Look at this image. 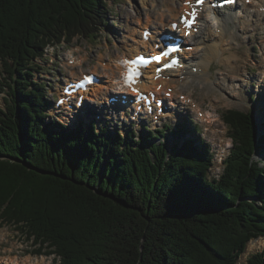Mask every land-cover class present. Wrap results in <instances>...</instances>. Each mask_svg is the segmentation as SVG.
I'll return each mask as SVG.
<instances>
[{
    "label": "trees",
    "instance_id": "1",
    "mask_svg": "<svg viewBox=\"0 0 264 264\" xmlns=\"http://www.w3.org/2000/svg\"><path fill=\"white\" fill-rule=\"evenodd\" d=\"M109 1L0 0L11 97L0 110V222L60 264H236L248 241L264 237V166L253 160L264 135L253 113L222 115L232 149L218 179L191 142L156 145L148 131L123 140L46 113L34 62L48 46L93 36ZM246 264H264V252Z\"/></svg>",
    "mask_w": 264,
    "mask_h": 264
},
{
    "label": "rangeland",
    "instance_id": "2",
    "mask_svg": "<svg viewBox=\"0 0 264 264\" xmlns=\"http://www.w3.org/2000/svg\"><path fill=\"white\" fill-rule=\"evenodd\" d=\"M162 1L165 0H146V4L144 5L142 0H111L107 3V12L105 15L107 21H105V24L100 23L96 27L97 30L93 33V36H76L70 43L62 42L59 45L46 47L44 57L34 62L35 66L33 68L34 72L32 73V77L33 81L46 85V95L49 103L53 96L54 98L56 97L62 84L68 78L74 75L79 76L81 73H93L100 76L101 84L98 87L101 86L104 90L102 95L100 94L97 97L92 95L93 90L92 92L90 91L91 100L88 99L84 108H86L87 115L93 111V116L91 117L94 118H84L87 121L84 123L82 129H86L90 121L96 122L100 128L102 126L105 127V130L109 132H114V130L119 132L121 126H125L121 123L126 122V124H128L129 117H124V119H119L117 117L111 119L110 116L115 114L112 110L105 109V113L102 115L101 119L97 116L98 112L96 109L102 108L103 103L105 106L104 101L107 100L106 98L111 94V91H114L113 87L110 86V79L107 77V75H110V71L103 72V69H108L107 66H109L112 70H116V66L119 64L116 59H122L124 55L128 54V47L133 43L131 41V35L135 34L136 38L139 37L141 30L139 26L146 21V18H151L153 29L155 25L159 29L162 28L164 22L163 24H158V16L162 13L166 14V17L168 16L166 6H163ZM181 2L182 0H177L178 4L174 5L175 8H178ZM241 3V0L237 1L238 6ZM247 5L249 6L250 4ZM235 12L236 9H231L224 19L236 15ZM204 17L199 36L197 35L189 40L191 43L190 46L192 47L191 49L193 50L186 55L188 57V63L198 67L203 66L198 64V62L202 60L205 51L210 49L212 46L211 44L215 41V37L218 39V35H220L219 32L221 31V23L217 22L216 19H212L211 16L204 14ZM235 23L236 28H233L231 20L228 19L227 24H230L228 36L229 33L237 35L234 38L235 40H231V37H224L223 40L225 41L223 45L228 42L232 43L235 48L237 47L236 51L238 52V57L228 59L231 52L229 51L228 53L227 51L220 59H212L209 61V83L215 87L216 94L208 96L207 90H201V87L205 85V83L195 78V84H189L191 77H189V81L187 80L188 78L185 79V81H188V88H184V85H182V87L177 86L176 83L173 84V87L178 89L176 91L177 95L181 93L180 95L185 94L191 97L196 102L195 105L199 106V109H203L202 113L204 115L209 113L215 116L216 120H218L215 130L221 132V127L222 129L226 127L222 120H220L226 111L239 110L253 113L261 134L264 135V76H262V73H264V32L254 30L255 21L248 27L243 22V19ZM258 24L260 25L261 23ZM222 27H224L223 24ZM259 27L262 26L260 25ZM71 56L79 61V65L77 62L76 64L70 63ZM235 60H239V62L237 63ZM105 64H107L106 68L104 66ZM244 66L246 69H244ZM184 70L185 69H182L181 72L178 71L172 74L173 77L175 79L184 78L185 76H182ZM170 77L171 75L167 78ZM9 83L8 74L5 73L0 61V110L2 111H4L6 104L5 99H11L9 93L10 89L7 86ZM185 91L186 93H184ZM176 97L178 104L181 105L176 109L178 117L176 118L174 112L171 111L170 116L165 117L160 123L154 124L151 127V130H158L168 125V131L170 133H165L161 137L154 134L156 139L153 143H156V145L167 144L170 148L172 145L180 146L186 142H191L193 146L198 148L202 147L208 155L213 157L212 168L208 178L218 179L223 173V159L228 157L230 149H232V142L229 138L230 132L227 130L226 138L224 139L225 147H223L220 152V148L218 147L220 144L216 145V141L213 142L210 139L211 136L206 133V123L198 120V124H195L194 120L191 119L198 117L192 105H183L184 101L181 97H179V95ZM92 100L95 104L89 103L92 102ZM106 107L108 108L107 105ZM83 109L81 111H83ZM110 109L112 108L110 107ZM58 112L59 110H50L48 114L50 118H56L62 124L71 126L72 128H77L78 123L84 122L79 112L66 114L63 109L60 110L61 113L59 112V114H57ZM181 114L185 115L179 118ZM56 115H63V117L58 118ZM85 117L87 116L85 115ZM187 117H190L189 119L194 122V127H198L200 130L196 134L193 133V131L191 132V130L188 132L189 126L185 119ZM130 125L133 126V128L135 127L134 129L137 131V133H134L133 139L144 138V133L141 130L144 125L143 122L139 127L135 126L133 123ZM126 132L127 131L124 133ZM253 160L254 163L256 162L260 166H264V149H257ZM38 249L45 254L43 255L45 260H43L42 264H60L59 258L54 254H50L49 247H44L40 243L35 242L33 238H28L27 234L18 231L15 227L6 226L0 222V258H9L6 259L9 260V262L11 260L16 262L25 259L21 257H32L33 259L39 260V257H34L31 253ZM261 252H264V237L247 243L245 252H243L241 257L237 260L238 264H245L249 257ZM3 259H1V261ZM14 262H12V264Z\"/></svg>",
    "mask_w": 264,
    "mask_h": 264
},
{
    "label": "bare ground",
    "instance_id": "3",
    "mask_svg": "<svg viewBox=\"0 0 264 264\" xmlns=\"http://www.w3.org/2000/svg\"><path fill=\"white\" fill-rule=\"evenodd\" d=\"M183 1V0H182ZM245 1H247V0H243V2L241 3V4H239V6L237 7V9H236V15H233L231 18H227V19H222L221 20V22H222V24H223V26L224 27H222L223 28V31H222V33L220 34V35H218V39L215 37V41H214V43L212 44V46L210 47V49L209 50H206L205 51V53H204V55H203V57H202V60H200L199 62H198V64H200V65H203L202 67H199V68H197V70H192V72L190 71V69H189V71L187 72V76H186V78L185 79H187L188 81H189V77H191V81L189 82V84H195V81H194V78L195 79H197L198 81H201L202 83H205V85H203L202 87H201V90L203 91V90H207V95L208 96H213V95H215L216 94V92H215V87L213 86V85H211L210 83H209V73H208V70H209V68H208V65H209V61L210 60H212V59H220V57L225 53V52H227L228 51V53H229V51L231 52L230 53V57L228 58V59H230V58H234V57H238L237 55V51H236V49H237V47L235 48V46L232 44V43H230V42H228V43H226V44H224L223 45V42L225 41V40H223L224 39V37H228V38H230L231 37V40H235L234 38L237 36V35H235V34H230L229 33V36H228V30L230 29V24H227L228 23V19H230L231 20V22H232V25H233V28H236V21H238V22H240V20L241 19H243V22L245 23V25L246 26H251V23H249L250 21H255V26L253 27L254 28V30H258V31H260V32H264V12L261 14L260 12L262 11V10H264V0H249L252 4L251 5H249V6H247L244 2ZM174 2V3H173ZM213 2V1H212ZM142 3L145 5L146 4V0H142ZM162 3H163V6H166V9H167V13H168V15H170L171 17H172V14L174 13V11H176L175 9L177 8H175V6L174 5H176V4H178L177 3V0H165V1H162ZM153 7V6H152ZM204 7V6H203ZM254 7H256L255 9H254ZM229 9H231V6L227 9V10H229ZM226 9L225 10H220V11H218V13L221 15V16H223V15H225V11H227ZM176 13V12H175ZM243 16V17H242ZM149 17V16H148ZM159 18H158V21H157V23L159 24V23H161V24H163V22H164V25L165 24H168V21H170L171 19H169V16H167L166 17V14H159V16H158ZM226 20V21H225ZM233 20V21H232ZM263 22V26L262 27H259L260 25L258 24L259 22ZM149 24H151V23H149L148 22V19L146 18V25H149ZM162 26V25H161ZM159 28L155 25V27H154V30H155V32H156V30H158ZM142 32V31H141ZM140 32V33H141ZM131 33H133V32H131ZM157 33V32H156ZM155 33V34H156ZM130 36V35H129ZM132 37V39H131V41L133 42L132 44H130V47H128V54L127 55H124L123 57H122V59H116V61L119 63L117 66H116V70L114 71V70H112V68L111 67H109V66H107L108 67V69H103V72H105V71H110V75H109V77H110V79H112L111 80V84H110V86L111 87H113V89H114V91L116 90V86H117V84L120 82V72H121V70H122V67H121V64H120V62H121V60H123V58L125 57V56H129V57H131L132 58V56L134 55V54H136L137 52H138V47H136L137 46V43L139 42V39H137L136 37H135V34H132L131 35ZM217 40V41H216ZM145 46H149V44H146ZM144 46V47H145ZM214 46V47H213ZM264 46V45H263ZM225 47H227V48H225ZM264 50V49H263ZM189 53V52H188ZM72 58V57H71ZM70 58V59H71ZM120 58V57H119ZM115 61V62H116ZM76 62V59L75 60H73V63H75ZM235 62H239V60H235ZM112 63V62H111ZM76 64V63H75ZM77 64L79 65V63L77 62ZM73 65V64H72ZM105 65H107V64H105ZM105 68H106V66H105ZM243 69V68H242ZM244 69H246V67L244 66ZM238 70V69H237ZM241 70V69H240ZM177 71H179L178 69H177ZM235 71V70H234ZM118 72V75L116 74ZM170 72H173V71H170ZM169 72V73H170ZM181 72V71H180ZM176 73V72H175ZM186 73V72H185ZM235 73V72H234ZM108 76V75H107ZM262 76H264V73H262ZM185 81L184 80V82L182 83V84H180V82H179V80H175V79H157L156 81H154V80H151V82L150 81H147V82H145V83H143L141 86H140V88L143 90H149L148 88H151V87H155L156 85H160L162 88H163V90H166V89H168V88H171V87H173V84H177V86H181L182 87V85H184L183 87L184 88H188L187 86H188V81ZM101 84V83H100ZM198 85V84H197ZM190 87V86H189ZM174 88V87H173ZM103 90H104V88L103 87H94L93 88V92H92V90H91V92L93 93L92 95H94L95 97H97L98 95H102V92H103ZM174 90H178V89H176V88H174ZM184 91V90H183ZM183 93V92H182ZM184 93H186V91L184 92ZM181 94V93H180ZM218 96V95H217ZM168 99H171V95H170V97L168 98ZM91 100V99H90ZM94 100V99H93ZM96 100V99H95ZM173 105V104H172ZM197 106V105H196ZM197 108H198V110H200L199 109V106H197ZM170 113V112H169ZM121 114H125V117H129V116H131V115H133V113H128V112H122ZM203 114V113H202ZM165 116H170V114H166ZM202 116V115H201ZM206 119V121H205V126L206 127H208L207 129H206V133L207 134H209L210 136H211V140L213 141V142H215L216 141V145H218V144H220V145H218L219 146V148H223V147H225V138H226V134H227V129H226V127H224L223 129H222V127H221V132H219V131H217V130H215V127H216V124H217V122H218V120H216V118H215V116L213 115H211V114H209V113H206V115H203L202 116V119ZM129 119H130V117H129ZM202 121V120H201ZM203 122V121H202ZM213 124V126H209V125H212ZM220 126V125H219ZM220 128V127H219ZM263 149V148H262ZM30 256V255H29ZM16 258V257H15ZM1 259H3V258H0V260ZM15 260V259H14ZM17 260V259H16ZM21 260V259H20ZM40 260V261H39ZM39 260H37V259H31V258H25V259H23V260H21V261H16V262H14V261H10L9 262V260H6V259H3L2 261H3V263H5V264H12V262H14L13 264H42L43 263V260H45V258L43 257V258H39Z\"/></svg>",
    "mask_w": 264,
    "mask_h": 264
},
{
    "label": "snow or ice",
    "instance_id": "4",
    "mask_svg": "<svg viewBox=\"0 0 264 264\" xmlns=\"http://www.w3.org/2000/svg\"><path fill=\"white\" fill-rule=\"evenodd\" d=\"M187 2V0H186ZM205 2V0H196L195 5L192 7V11L190 13H185L183 16L180 17V24L184 25L186 31H185V35H191L192 29L194 24L196 23L197 20V11L196 9L198 7H200L203 3ZM235 3V0H222V3H218V4H213L212 7H224L228 4H233ZM178 27L177 24H172L171 28L173 31H175V29ZM147 36V34H146ZM159 40L163 41V45L160 43H157L155 45V47L157 48H161L163 47V50L161 52H159L158 54H155L151 57L150 60H146L144 59L142 56L141 57H137L134 60H123L122 63L128 66V70L124 75V86L125 87H129L131 88L132 92L137 94L139 97V93L137 92V89L135 87H133V84L136 82V80L139 79V77L141 76V72L137 70V65H143V66H147L148 64L155 62L156 64H160L162 60H168V58L171 56V54L173 53H177L179 51H181V48L179 46L174 45V41L176 39H178V37H173L171 35V33H168L166 35L160 36L158 37ZM172 41V43H170L169 41ZM188 51H191V49H187ZM179 64V61L177 59H171L170 62L168 63H164L162 67H158L156 69V78L159 79L160 78V73L170 69L174 66H177ZM89 82H91L90 78ZM170 94V93H169ZM141 99H143V97H140ZM63 103V101H61ZM157 104H159V101H157ZM151 110V109H149Z\"/></svg>",
    "mask_w": 264,
    "mask_h": 264
}]
</instances>
